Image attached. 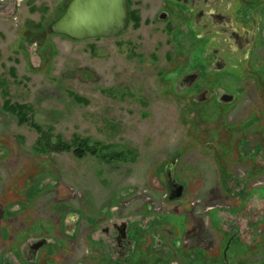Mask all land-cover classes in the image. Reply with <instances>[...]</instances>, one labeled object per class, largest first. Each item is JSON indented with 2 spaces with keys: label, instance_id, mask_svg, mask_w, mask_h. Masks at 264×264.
Returning <instances> with one entry per match:
<instances>
[{
  "label": "rangeland",
  "instance_id": "rangeland-1",
  "mask_svg": "<svg viewBox=\"0 0 264 264\" xmlns=\"http://www.w3.org/2000/svg\"><path fill=\"white\" fill-rule=\"evenodd\" d=\"M67 2L27 0L13 21L0 14V250L24 252L34 239L31 234L41 231L55 239L38 252L53 255V264L82 259L87 264L90 257L103 256L105 248L115 255L102 241L87 243L90 236L72 241L75 232L64 231L59 216L88 208L103 213L116 202L131 201L127 207L139 208L148 192L165 191L159 175L169 168L185 184L180 204L195 203L186 215L198 218L204 237L212 239L210 251L219 249L218 237L202 210L215 202L235 211L227 228L221 227L242 228L238 236L250 246L247 258L259 259L261 251L252 254L257 241L252 224L264 211V0L255 20L242 25L250 34H240L238 43L224 30L197 38L194 13L166 12L164 0H131L134 18L116 37L74 40L49 29ZM255 2L245 0L246 14ZM201 36L213 44L206 48ZM207 53L214 57L210 71L201 62ZM179 66L186 74L177 79L173 73ZM205 71L220 92L233 97L220 102L221 108L214 98L187 100L191 92L186 88ZM6 102L24 106L29 122L52 140L70 143L77 136L108 145V152L129 150L133 155L108 161L90 154L79 158L70 151L37 152L39 133L27 122L19 123ZM236 144L239 150L244 144V153ZM229 147L228 163L221 164L245 177L242 201L231 190L234 180L217 181V174L224 180L218 160L225 161ZM251 151L254 158L248 156ZM129 190L135 192L131 197L125 195ZM196 200L204 208H196ZM257 229H264V221ZM145 245L139 243L138 250Z\"/></svg>",
  "mask_w": 264,
  "mask_h": 264
},
{
  "label": "flooded vegetation",
  "instance_id": "flooded-vegetation-1",
  "mask_svg": "<svg viewBox=\"0 0 264 264\" xmlns=\"http://www.w3.org/2000/svg\"><path fill=\"white\" fill-rule=\"evenodd\" d=\"M69 1L70 0H68V2ZM126 1L130 23L131 19L134 17V13L130 8L131 0ZM164 1L168 9L166 12L172 11L174 14L177 13L185 16L194 13L192 27L195 29L194 31L197 32V38H199L203 32L213 34L217 32V30H224L231 31L232 38L235 39L237 43L238 36L242 34V31L247 30L242 28V25H245L248 19L254 21L255 13L261 11L259 6L260 0H256L254 8H252L248 14L245 12V0ZM161 17L163 18L162 20L168 19L164 14H161ZM201 40L206 48L213 44L209 36L202 37ZM238 46L241 49L242 43H239ZM212 56L213 54L207 53L206 56L202 57L203 60L201 62L208 71L215 69V65H213L214 57L212 58ZM197 61L200 60L196 59L194 63H197ZM186 65L185 69H187L188 63ZM222 67L224 68V66H220L218 69L220 70ZM177 68L178 70H176L173 75L178 79V75L183 76L186 73L183 72L182 66ZM208 71L202 72L201 75L200 73L195 75L196 78L192 81L191 86L186 88V91L191 92V96L188 97L187 100H189L190 103H198L200 101H209L211 98H214L215 100H219L218 107L221 108L220 105L222 103L220 102L228 101L233 97L228 96L229 94L226 92H220L219 88L214 86L213 79ZM192 74H194V72ZM216 91L218 94L215 93ZM229 145L230 144H228V146ZM236 146L239 153L242 154V151L244 153V144H242V149L240 150L237 144ZM247 146L246 143V147ZM229 154L230 147L225 161H223V159L218 160V165L222 169L218 172H221V176L224 177V180L219 181V174H217V181L229 183L231 180H234L236 185L233 184L231 190L236 191L237 197L241 198L242 201V179L245 177L242 178V176H238L232 170H225V165L221 164V162L228 163ZM251 154H253L252 157L250 156ZM250 155H248L249 158H254L255 153L251 151ZM233 177H235L237 181H235L236 179ZM159 182L162 184L165 191L148 192V199L142 201V206L139 208L127 207L126 205H131V201H127L125 204L120 202V206L118 202H116L114 206L108 207L106 212L103 213L97 212L94 208H88V210L85 209L83 212L79 211L78 213L73 211L68 212L67 215L64 213L62 216H59V221H61V223L63 221L64 231L75 232L72 241L77 240L78 236H83V241H86L88 236H90L93 240L89 239L87 243L93 241L96 244L102 241V245H110L115 252V255H111L109 254V250L105 248L106 252L103 256H92V258H89L87 264H264V229H257L259 223L264 221V211L257 217V222L252 224L253 237L255 236L257 240L254 245L256 252L254 251L255 253L252 254L254 255L258 251H261V256H259L257 260H251L247 258V254L250 252V246L242 241V236H238V232L242 231V228L238 230L237 226V228L235 227L233 230H229L230 228L226 230L221 227L222 224L227 228V224L231 223L229 214L235 213V211L229 208V206H221L215 202L204 208V206H202L204 203L196 200V208H204L202 212L204 211V214L207 215V223L211 225L215 235L218 237L219 249L213 252L210 251L212 248H209L212 239L207 240L208 238L204 237L205 230L198 218L193 219L186 215L192 212L195 203H189L187 207H183L180 204L183 195L186 193L185 184L179 181L177 174L171 176L169 168H163V171L160 172ZM224 187H226V185ZM226 192L227 190L223 191V193ZM134 194L135 192L133 193L131 191L130 197ZM261 198L264 199V197ZM170 207L171 209H169ZM165 208L168 210L164 211ZM241 209L242 203L238 211H241ZM10 210L9 208V211ZM18 213H21V211L15 212L16 215ZM0 216H2L1 213ZM77 220L78 224L75 228V221ZM64 221H67L66 224ZM84 233L88 235L85 236ZM34 234H31L32 237L29 235L34 239L25 245L24 252L20 250L18 254V252L14 253L12 251L7 252L5 250H0V264H43L45 259H48V261H45L47 264L49 260L51 262L50 264H53V255L50 256L46 253L42 255L38 252L52 245L51 242L54 238H51L49 234L44 235L41 231ZM65 239L63 248L67 249L69 248V246H66L67 239L71 241V238L67 237ZM56 241L58 240L56 239ZM59 242H61V240H59ZM141 242H145L146 245L139 251L137 245ZM67 254L70 256L69 253ZM83 260L85 259L72 264H85L86 261Z\"/></svg>",
  "mask_w": 264,
  "mask_h": 264
},
{
  "label": "water",
  "instance_id": "water-1",
  "mask_svg": "<svg viewBox=\"0 0 264 264\" xmlns=\"http://www.w3.org/2000/svg\"><path fill=\"white\" fill-rule=\"evenodd\" d=\"M128 23L126 0H70L63 13L50 23L49 29L56 35L85 40L114 37L122 33ZM242 33L248 35L250 31L244 30ZM254 36L247 41L246 47L252 43Z\"/></svg>",
  "mask_w": 264,
  "mask_h": 264
},
{
  "label": "trees",
  "instance_id": "trees-1",
  "mask_svg": "<svg viewBox=\"0 0 264 264\" xmlns=\"http://www.w3.org/2000/svg\"><path fill=\"white\" fill-rule=\"evenodd\" d=\"M6 105H8V108H10L11 113L17 117L19 123L27 122L39 133V137L37 138L34 145V149L37 152L48 153L70 151L74 154V156L79 158L86 154H90L108 161H126L130 158L128 154L133 155L129 150L128 152H124L123 150L108 152V145L107 147L106 145H103L99 142L89 144V140L87 138L82 139L77 136H74V140L70 143L63 141L58 137H55V140H52L51 135L44 132L38 124L29 122L28 118L24 115V106L17 104L10 105L8 102H6Z\"/></svg>",
  "mask_w": 264,
  "mask_h": 264
},
{
  "label": "built area",
  "instance_id": "built-area-1",
  "mask_svg": "<svg viewBox=\"0 0 264 264\" xmlns=\"http://www.w3.org/2000/svg\"><path fill=\"white\" fill-rule=\"evenodd\" d=\"M26 0H0V13L16 20V12Z\"/></svg>",
  "mask_w": 264,
  "mask_h": 264
},
{
  "label": "crops",
  "instance_id": "crops-1",
  "mask_svg": "<svg viewBox=\"0 0 264 264\" xmlns=\"http://www.w3.org/2000/svg\"><path fill=\"white\" fill-rule=\"evenodd\" d=\"M131 192H130V190H129V192L128 193H125V195H129ZM123 197H126V196H123ZM16 211V210H15Z\"/></svg>",
  "mask_w": 264,
  "mask_h": 264
}]
</instances>
